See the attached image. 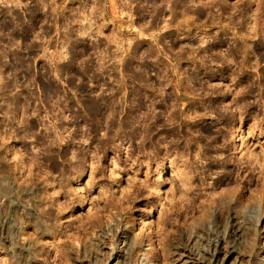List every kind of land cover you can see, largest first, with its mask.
<instances>
[{
    "label": "rangeland",
    "instance_id": "374dc122",
    "mask_svg": "<svg viewBox=\"0 0 264 264\" xmlns=\"http://www.w3.org/2000/svg\"><path fill=\"white\" fill-rule=\"evenodd\" d=\"M0 264H264V0H0Z\"/></svg>",
    "mask_w": 264,
    "mask_h": 264
},
{
    "label": "bare ground",
    "instance_id": "6f19581e",
    "mask_svg": "<svg viewBox=\"0 0 264 264\" xmlns=\"http://www.w3.org/2000/svg\"><path fill=\"white\" fill-rule=\"evenodd\" d=\"M244 132H243V130H241L240 132H239V134H238V136L234 139V140H236V142H237V139L238 138H240V137H243V134ZM247 133H249V132H247ZM246 133V134H247ZM235 142V141H234ZM235 142V143H236ZM234 143V144H235ZM164 166H162L160 169H158L156 172L157 173H160L161 171H163L162 170V168H163ZM160 180H161V185H163L164 184V181H165V178H164V176H162L161 178H160ZM141 219H143V217H141ZM125 239H122L121 241H120V243H125V244H128L129 242H130V235L128 234V235H125V237H124ZM126 247V246H125ZM18 248V254H17V257H19V259L22 257V255H23V253L25 252V250H26V248L25 247H23V246H18L17 247ZM9 252V251H8ZM14 252V251H13ZM11 253V252H10ZM231 255V253H228L227 255H226V258L227 257H229ZM12 257V256H11ZM23 257H25V256H23ZM27 257V256H26ZM245 258V256H243L242 257V259L241 260H243Z\"/></svg>",
    "mask_w": 264,
    "mask_h": 264
}]
</instances>
